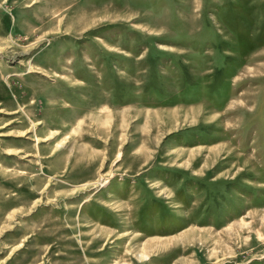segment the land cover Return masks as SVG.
<instances>
[{"label":"rangeland","instance_id":"rangeland-1","mask_svg":"<svg viewBox=\"0 0 264 264\" xmlns=\"http://www.w3.org/2000/svg\"><path fill=\"white\" fill-rule=\"evenodd\" d=\"M0 264H264V0H0Z\"/></svg>","mask_w":264,"mask_h":264}]
</instances>
